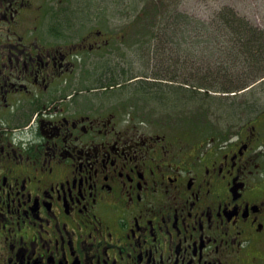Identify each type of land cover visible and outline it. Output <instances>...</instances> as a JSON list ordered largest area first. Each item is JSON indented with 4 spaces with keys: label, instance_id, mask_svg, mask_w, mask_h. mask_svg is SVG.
I'll use <instances>...</instances> for the list:
<instances>
[{
    "label": "flooded vegetation",
    "instance_id": "obj_1",
    "mask_svg": "<svg viewBox=\"0 0 264 264\" xmlns=\"http://www.w3.org/2000/svg\"><path fill=\"white\" fill-rule=\"evenodd\" d=\"M34 1L0 0V264H264V111L171 138L80 85L138 40Z\"/></svg>",
    "mask_w": 264,
    "mask_h": 264
},
{
    "label": "rangeland",
    "instance_id": "obj_2",
    "mask_svg": "<svg viewBox=\"0 0 264 264\" xmlns=\"http://www.w3.org/2000/svg\"><path fill=\"white\" fill-rule=\"evenodd\" d=\"M169 2L172 3V8L206 20H210L212 15L223 6H232L253 23L264 28V0H168ZM34 4L41 7V11L35 13L42 15L38 21L39 25L49 24V21H45L50 19L43 18L45 16H82L86 17V20L92 21L86 29L122 31L130 37V40L134 38L138 40L136 52L131 51V47H127L128 45H123L121 56L111 55L115 58L121 57V60L115 61L121 63L119 67L113 70L90 67L86 70V83L80 85L87 89L94 84L109 83V78L115 81H128L124 87L116 88L111 94H114L117 100L129 101L140 119L146 121V124L151 128H157L164 132L166 130L162 128L161 122L169 120L167 123L170 130L166 133L171 138H180L184 143L193 144L222 133L233 119L241 120V116L238 115L232 118V112L226 109L232 102L239 105L253 100L260 109H264V79L256 83L253 89L246 88L244 92L242 90L238 96H233L234 93L226 95L213 91L204 93V90L196 89L195 86L201 84L207 87L242 85L240 80L244 75L240 69L241 65H236V62L231 61L228 51L220 47L211 46L208 48L204 46L209 41L193 36L187 43L191 45L188 50L186 45H183L180 47L182 53L174 52L172 54L166 51L167 61L160 60L159 57L164 56L160 55L163 50L157 49L155 46V44L159 47L163 46L164 41L151 40L152 42L148 45L139 44L148 34L145 28L151 27L153 23H147L141 30L142 24H139L137 16L138 8L133 4V0H35ZM71 24H77L72 17ZM41 30L48 32L50 29L45 26ZM161 32L155 30L152 33L155 36ZM164 44L165 48H168V44ZM151 50L158 51V55L152 53ZM170 56L173 61L171 64L168 61ZM234 65L236 66L233 67ZM110 72L112 74L107 75ZM161 75L168 79L169 84L167 85L172 86L170 88L173 91H176V87H181L186 91L189 90V94L180 90L182 92L180 97L173 94L168 95L166 99L145 95L140 87L142 85L139 79H147L146 81L150 83L147 85L149 88L152 84L157 83L153 81ZM99 78H105V81H98ZM149 97L152 99H148ZM202 109L208 111L206 118H201L199 115V111ZM144 116L147 117L145 118L147 120L156 117L157 121L149 123L144 120Z\"/></svg>",
    "mask_w": 264,
    "mask_h": 264
},
{
    "label": "trees",
    "instance_id": "obj_3",
    "mask_svg": "<svg viewBox=\"0 0 264 264\" xmlns=\"http://www.w3.org/2000/svg\"><path fill=\"white\" fill-rule=\"evenodd\" d=\"M133 4L138 8L139 13L137 16L139 17V24H142L141 30L144 29V25L147 23H153L151 27L145 28L148 34L144 37V41H140L139 44L148 45L153 40L164 41V43L168 44V48H165L164 43L161 47L155 44L157 49L163 50L160 55L163 54L164 56L159 57L161 61H167V57L165 56L166 51L172 54L174 52L182 53L180 47L183 45H186V49L188 50L191 45L187 43L194 36L197 39L209 41L207 45H204L208 48L215 46L228 51L231 61L236 62V65H241L240 69H242L244 75L243 79L240 80L242 85L235 86L233 84L234 87H207L201 84L196 85V89L204 90V93L205 91L224 94L237 93L246 88L253 89L256 83L264 79V28L253 23L234 7L223 6L212 15L210 20H206L172 8V3H168V0H133ZM155 30L162 32L154 36L152 32H155ZM151 52L158 55V51L154 52L151 50ZM184 55L186 56V53ZM168 61L170 64L173 62L171 61V56L168 58ZM155 79L168 80L163 75ZM140 84L142 85L140 87L143 93L147 96L153 95L154 98L166 99L168 95L173 94L180 97L182 94L180 90L186 91L181 87H176V91H173L170 88L172 86L159 83L152 84L148 88L147 85L150 83L142 79ZM160 89L162 91H159ZM186 92L189 94V90ZM148 99L152 98L149 97ZM236 105V102H232L229 108H226L232 112V118L238 115ZM257 105L253 100L250 102L249 110L252 116L264 111V109H260ZM207 112L205 109H202V111H199V115H201V118H206Z\"/></svg>",
    "mask_w": 264,
    "mask_h": 264
}]
</instances>
